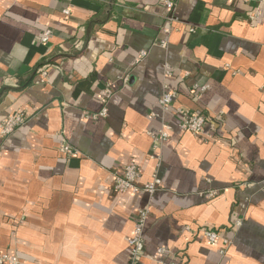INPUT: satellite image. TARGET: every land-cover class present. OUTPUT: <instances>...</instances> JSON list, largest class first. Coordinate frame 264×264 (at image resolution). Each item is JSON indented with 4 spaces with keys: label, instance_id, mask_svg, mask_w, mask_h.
Listing matches in <instances>:
<instances>
[{
    "label": "crops",
    "instance_id": "0c3cea01",
    "mask_svg": "<svg viewBox=\"0 0 264 264\" xmlns=\"http://www.w3.org/2000/svg\"><path fill=\"white\" fill-rule=\"evenodd\" d=\"M164 1L0 0V120L29 114L0 138V252L20 264H130L144 208L138 264L159 248L180 264H264V2ZM194 85L208 89L195 99ZM165 89L205 116L206 138L161 110ZM130 162L138 191L115 193ZM204 230L229 241L223 255Z\"/></svg>",
    "mask_w": 264,
    "mask_h": 264
},
{
    "label": "built area",
    "instance_id": "2783aa9c",
    "mask_svg": "<svg viewBox=\"0 0 264 264\" xmlns=\"http://www.w3.org/2000/svg\"><path fill=\"white\" fill-rule=\"evenodd\" d=\"M264 2V0H262ZM165 7L168 10H173L174 2L171 0H165L163 2ZM64 14H68L67 11H64ZM165 33L168 32V29L163 30ZM51 38V31L49 29H44L39 37L40 45H47ZM163 45V44H162ZM145 52H140L137 61L141 60L145 57ZM165 77H169L171 75L170 70L166 67L164 72ZM39 81L43 83V81L47 77V69L41 68L38 70ZM166 88V87H165ZM208 89L207 85L198 86L194 85L191 87V94L195 99H198L199 96ZM176 94L171 91H165L162 93L159 99V106L163 112H168L170 110H174L179 116V124L178 129L182 132L189 133L193 136L206 138L205 136V116L202 113L189 111L182 108H175ZM106 101H103L102 109L99 113L88 115L87 118L91 120H97L99 118H104L107 114V109L105 107ZM152 115V114H151ZM153 116V115H152ZM29 118V114L25 111L13 113L6 118L0 120V138L7 137L11 133H13L20 126L24 125ZM149 136L152 139V148L157 150L161 147L165 141H167L169 136V127L166 125L162 126V129L158 133H149ZM58 152L62 156L70 157L73 156L74 150L66 143H63L59 146ZM139 172L137 166L130 162L128 163L124 169L121 176L115 178L114 182V191L115 193H124L126 191H138L136 187V181L138 179ZM160 180L157 178H153V180L144 185L142 191L147 193L148 195H154L155 192L160 188ZM215 193H209V196H213ZM149 216V209L144 208L140 209L137 214L135 227L133 230L132 237H130L127 241L129 247V260L130 264H138V261L143 255L144 249V236L143 232L145 229L146 221ZM202 239L207 246H217L221 245V249L219 250V254L223 255L225 253L226 248L229 245V241L220 236V233L213 230H204L202 231ZM158 260H156L157 264H180L179 257L170 254L166 249L159 248L156 251ZM168 256V258L166 257ZM164 257H166L164 259ZM0 264H20V262L14 258L10 257L7 254L0 252Z\"/></svg>",
    "mask_w": 264,
    "mask_h": 264
}]
</instances>
